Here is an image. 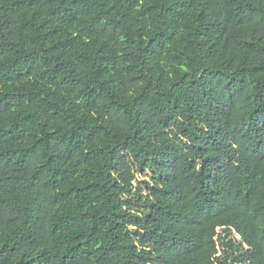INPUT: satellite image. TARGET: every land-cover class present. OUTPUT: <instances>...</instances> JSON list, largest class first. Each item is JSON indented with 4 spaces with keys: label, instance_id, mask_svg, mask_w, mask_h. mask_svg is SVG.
I'll use <instances>...</instances> for the list:
<instances>
[{
    "label": "trees",
    "instance_id": "obj_1",
    "mask_svg": "<svg viewBox=\"0 0 264 264\" xmlns=\"http://www.w3.org/2000/svg\"><path fill=\"white\" fill-rule=\"evenodd\" d=\"M0 264H264V0H0Z\"/></svg>",
    "mask_w": 264,
    "mask_h": 264
}]
</instances>
